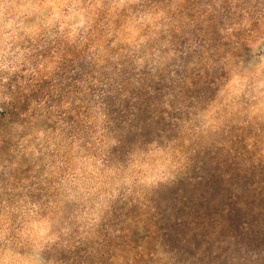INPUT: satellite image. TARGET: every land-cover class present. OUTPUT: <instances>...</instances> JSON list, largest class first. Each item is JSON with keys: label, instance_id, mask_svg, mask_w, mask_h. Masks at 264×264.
Here are the masks:
<instances>
[{"label": "clouds", "instance_id": "9594fccd", "mask_svg": "<svg viewBox=\"0 0 264 264\" xmlns=\"http://www.w3.org/2000/svg\"><path fill=\"white\" fill-rule=\"evenodd\" d=\"M0 264H264V0H0Z\"/></svg>", "mask_w": 264, "mask_h": 264}]
</instances>
